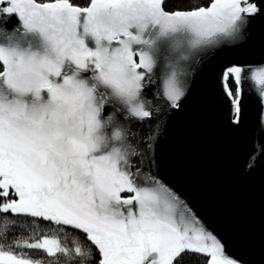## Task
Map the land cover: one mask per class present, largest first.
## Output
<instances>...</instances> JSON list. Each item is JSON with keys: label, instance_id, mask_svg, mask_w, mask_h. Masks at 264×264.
<instances>
[{"label": "snow or ice", "instance_id": "obj_1", "mask_svg": "<svg viewBox=\"0 0 264 264\" xmlns=\"http://www.w3.org/2000/svg\"><path fill=\"white\" fill-rule=\"evenodd\" d=\"M0 5L4 25L13 15L19 21L12 32L0 27V214L13 215L0 216V238L15 217H26L33 226L55 225L65 240L70 234L73 247L47 234L10 247L69 262L183 264L189 253L203 264H247L225 255L221 240L152 171L151 154L194 73L248 42L264 0H208L171 12L164 0ZM17 33L33 39L24 46ZM220 82L231 124L242 122L245 82L264 109V64L230 65ZM0 264L42 262L0 245Z\"/></svg>", "mask_w": 264, "mask_h": 264}, {"label": "water", "instance_id": "obj_2", "mask_svg": "<svg viewBox=\"0 0 264 264\" xmlns=\"http://www.w3.org/2000/svg\"><path fill=\"white\" fill-rule=\"evenodd\" d=\"M18 25L15 15L7 25L0 21L9 32ZM16 36L24 46L33 39ZM233 64H264V19L253 22L247 43L219 51L194 73L181 107L160 128L151 168L221 240L226 256L264 264V109L257 90L245 82L242 122L230 123L220 77Z\"/></svg>", "mask_w": 264, "mask_h": 264}, {"label": "trees", "instance_id": "obj_3", "mask_svg": "<svg viewBox=\"0 0 264 264\" xmlns=\"http://www.w3.org/2000/svg\"><path fill=\"white\" fill-rule=\"evenodd\" d=\"M37 2H50V0H37ZM74 5H79L84 7L87 5V0H71ZM191 3L204 4L207 6L208 0H164V10L171 12L177 10H186L190 7ZM0 71H2V66H0ZM230 86L233 91L235 90V85L230 80ZM127 197L128 193L123 194ZM11 199V197H10ZM0 216H7L13 218L11 213L0 214ZM17 224L9 225L7 230V238H0V245H3L4 250L11 251L14 254L19 255L21 252L26 253L29 258L33 260H39L42 264H85V261L82 258L75 259L71 262L63 255L58 254L56 256L49 257L46 252L42 250H31V249H19L15 247H10L13 241L18 239L28 238L35 235L37 238L41 235L49 236H58L61 239L62 243H66L69 248H72V236L67 234V240H65L66 232L60 231L55 225L47 224L43 221H39L38 226H33L31 224V218L26 217H15ZM27 221L26 227H20L21 223ZM4 225L0 223V231H3ZM83 238V237H82ZM183 264H203L202 258L199 254H189L185 253L183 256ZM94 264V262H93ZM179 264V262H177Z\"/></svg>", "mask_w": 264, "mask_h": 264}]
</instances>
